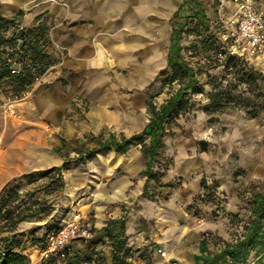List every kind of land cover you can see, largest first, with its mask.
<instances>
[{"label": "rangeland", "instance_id": "374dc122", "mask_svg": "<svg viewBox=\"0 0 264 264\" xmlns=\"http://www.w3.org/2000/svg\"><path fill=\"white\" fill-rule=\"evenodd\" d=\"M40 2L48 7L24 28L22 18L30 13L29 6L14 15L2 16L10 19L3 22L5 40L20 35L24 29H38L40 48L48 54L45 59L39 56L40 65L53 62L45 69L40 66L42 72L28 91L18 96L13 94L14 84L0 83L1 148L7 147L4 145L7 124L13 138L27 131L30 144L23 149H28L33 166L9 181L0 192L1 247L18 239V249L32 253L36 259L39 252L28 249V243L46 247L47 235L76 214L93 226L98 208L105 206L104 201L95 197L99 193L117 195L121 191L126 197L110 207L122 208L127 216L119 240L113 238L114 232L106 231V225L114 220L109 218L103 227L93 226L97 232L93 238L76 242L71 256H80L72 261L113 264L114 254H119L126 257V264H156L159 256L155 236L160 227L154 217L139 216L140 209L146 207L154 212L151 205H155L166 212L175 191L186 189L196 193L187 210L200 214L199 207L206 202L222 201L220 177L227 173L233 174L231 180L240 187L238 195L242 201L250 204L256 193H264V60H260L264 52L252 55L234 50L230 26L233 0H179L176 16L168 20L181 35V55L194 69L193 75L186 76L168 64L174 36L173 29H167L162 65L149 71L146 77H138L139 66L135 63L121 67L109 64L106 76L96 72L90 80L78 79L73 69L65 68V61L74 59L73 51L53 33L80 20L74 4L66 0H33L31 4ZM257 2L264 13V0ZM22 43L19 39L2 48L13 54V68L20 71L32 59L28 45L24 48ZM56 81L62 84V90L53 96L51 90ZM192 82L201 92L188 95L190 109L166 125L167 134L147 183L145 169L150 157L145 154L143 144L125 153L99 148L97 138H106L111 133L129 137L142 131L152 116L150 104L159 109L172 94ZM212 94L217 100L225 97L229 101L225 100L218 110L207 112L205 107L211 105ZM64 140L67 145L60 153L57 148ZM149 141L148 138L145 143ZM93 148L97 151L89 157L87 153ZM199 158L202 160L189 162ZM54 167L60 169L55 175L56 178L61 175L62 187L50 190V177H37L29 182L28 176L36 177L37 173ZM192 176L201 177L197 187L190 179ZM11 190L17 195L10 194ZM10 196L13 200L3 207V200ZM33 201H43L41 206L46 210L14 225L17 217L13 215ZM5 209L12 210L9 219ZM260 246L258 236L254 237L249 245L252 256L244 263L256 262ZM68 263V258H57L42 264Z\"/></svg>", "mask_w": 264, "mask_h": 264}, {"label": "crops", "instance_id": "0c3cea01", "mask_svg": "<svg viewBox=\"0 0 264 264\" xmlns=\"http://www.w3.org/2000/svg\"><path fill=\"white\" fill-rule=\"evenodd\" d=\"M32 1L0 0V17L14 15L15 12L23 11L29 6L30 13H26L22 18L24 28L34 23L39 13L48 7L44 2L32 5ZM66 1L74 4L75 13L80 15V20L62 29H55L53 33L73 51L74 59L65 61V68L73 69L78 79L90 80L91 75L96 72L106 76L109 64L121 67L135 63L139 66L138 77L141 75L146 77L149 71L162 65L164 35L167 29H173L168 20L176 16L179 0ZM256 6L262 9L257 0ZM231 8L233 9V3ZM260 60H264L263 55L260 56ZM61 90L62 84L56 81L51 90L52 95L56 96ZM5 130L7 136L4 145L7 147L2 149L0 144V192L9 181L33 167L28 149H23L30 144L28 132H22L13 138L10 125L7 124ZM2 140L3 137L0 142ZM199 160L202 159L188 161L194 163ZM232 176L233 174L227 173L220 177L222 201L206 202L199 207L200 214L194 213L193 209L190 212L187 210V205L192 203L196 193L190 190L186 192V189L182 192L175 191L166 212L155 205H151L154 212L147 211L146 207L138 211L139 216L145 217V214H148L154 217L156 225L160 227L155 236L158 242L157 253L159 248H163L166 256L177 259L182 264H228L231 259L249 261L252 252L246 244L257 236L264 241V228L261 231L253 229L254 203L242 201L238 195L240 187L231 180ZM200 178L190 177L196 187ZM258 193L254 195V200ZM124 197L126 194L121 191L117 195L108 192L99 193L95 197V200L104 201L105 206L98 208L94 228L103 227L109 218L125 221L127 216L123 215L122 208H110ZM26 247L38 252L31 242ZM18 251L26 254L24 250ZM263 253L264 244L261 243L254 264H261ZM158 256L156 264L164 259L162 254L158 253Z\"/></svg>", "mask_w": 264, "mask_h": 264}, {"label": "trees", "instance_id": "16d2710c", "mask_svg": "<svg viewBox=\"0 0 264 264\" xmlns=\"http://www.w3.org/2000/svg\"><path fill=\"white\" fill-rule=\"evenodd\" d=\"M10 19H7L5 17H0V83H9L14 84L13 87V94L18 96L19 93L28 91L27 89L29 86L33 83V80L36 78L37 74L40 73L41 69L40 66H42L44 69L47 67H50L52 65V60H49L47 63H42L40 65L39 56H41L42 59H45L48 57V54L46 52H42L43 49L40 48V37L38 33V29H27L23 30L20 35L16 34L11 39L5 40L4 33H2V30L6 31L4 28V23H8ZM5 21V22H4ZM4 22V23H3ZM2 28V29H1ZM173 36H174V43L172 45V50L169 53L168 56V64L183 72L184 75H193L194 69L189 65V63L182 57L181 55V45L179 43V39L181 35L178 33L177 29L173 30ZM22 40V47L25 48V46L28 45L27 51L31 52V63L29 65H25L24 68L19 71L18 73H13V60L11 53H8L6 49H2L3 46L12 43V41H18ZM7 54L8 56L4 57V55ZM40 54V55H39ZM42 72V71H41ZM254 73H252L251 78H253ZM191 89V92L188 90ZM201 89L197 85H195L194 82L190 83V86L186 88H180L176 93L172 94L168 100L161 105L159 109H157L154 105L150 104L151 109V119L149 123L145 126V128L135 133L131 136H126L124 134H121L120 136H117L115 133H111L108 137L103 139H96V143L98 144L99 148L102 149H108L113 148L118 153H125L127 152L131 147L136 146L138 144H143L144 146V152L146 155H148L149 161L147 164V167L145 169V172L147 174V181L152 176V165L157 156L159 155V150L162 144V140L164 136L167 134V127L166 125L173 122L174 119L178 118L182 113L188 111L191 107V104L189 103L188 95L190 94H196L200 93ZM212 97V103L211 105H207L205 107V110L207 112H213L215 110H218L222 107V104L226 100L228 102L229 100L225 97L222 100H217V98ZM255 114V113H254ZM150 139L149 144H146V139ZM67 145L66 140H64V143L62 146L57 148L58 152H63L65 146ZM97 149L93 148L91 149L87 154L89 157H93L96 153ZM59 168H52L48 171L39 172L37 173L36 177H33L32 175L28 176L29 182L32 183L34 180L37 179V177H50L51 181L48 185V188L50 190H54L56 188L62 187L63 183L60 181V177L56 178L55 172L59 171ZM9 193L17 195L16 192H13L12 190L9 191ZM13 200V198L10 196L7 200H3L2 206H9V203ZM254 207H253V213H252V224L254 230H262L264 228V193H258L255 196V200L253 201ZM41 204H44L43 201H33L28 207L25 209L20 210L16 215L13 216L17 217V219L14 221V225L24 221L27 218L34 217L38 212H42L46 210V208L42 207ZM6 212H8L7 219L11 217L9 215L12 213L11 209H5ZM124 226V220L123 219H114L110 221L106 225V231L109 233H115L116 240H119V233L121 229H123ZM54 232V231H53ZM50 234V233H49ZM48 236V235H47ZM15 241H12L9 243L6 247L0 246V264H30V260L27 255L17 251L20 247V242L18 239H14ZM261 243L264 244V241L259 239ZM78 241V240H77ZM75 241V242H77ZM252 244V240L248 241L246 245ZM74 245H71L68 249V264H75L72 260H77L80 255H72V249L74 248ZM81 254V253H79ZM64 258V259H66ZM57 258H52L47 263H50L51 261L55 260ZM79 262V260L77 261ZM126 257L120 256L119 254H114L113 256V264H126Z\"/></svg>", "mask_w": 264, "mask_h": 264}, {"label": "built area", "instance_id": "2783aa9c", "mask_svg": "<svg viewBox=\"0 0 264 264\" xmlns=\"http://www.w3.org/2000/svg\"><path fill=\"white\" fill-rule=\"evenodd\" d=\"M233 15L230 19L234 50L238 54L245 51L252 55L264 52V13L257 8L255 0H233ZM20 70L13 68V73ZM95 230L87 219L76 214L68 219L58 230L47 236L44 248L36 247L39 255L34 259L32 253H26L30 264H42L52 258L64 259L67 257L69 247L77 240L93 238ZM158 253L164 256L159 264H182L177 259L166 256L163 248ZM228 264H246L239 260L231 259Z\"/></svg>", "mask_w": 264, "mask_h": 264}]
</instances>
